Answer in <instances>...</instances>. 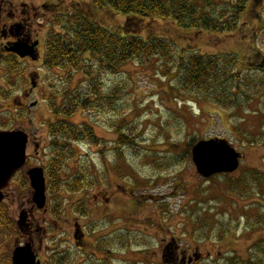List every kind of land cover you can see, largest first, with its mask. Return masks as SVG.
Wrapping results in <instances>:
<instances>
[{
	"label": "rangeland",
	"instance_id": "1",
	"mask_svg": "<svg viewBox=\"0 0 264 264\" xmlns=\"http://www.w3.org/2000/svg\"><path fill=\"white\" fill-rule=\"evenodd\" d=\"M23 1L36 6L52 3L58 16L69 12L87 16L106 29L124 18L96 9L91 0ZM253 8L260 18L253 17L251 6L244 20L255 19L251 25L256 40L247 29L218 35L181 30L159 19L146 31L167 38L171 46L149 63L132 60L108 70L84 56L94 72V86L105 98L63 118L78 130L87 124L93 140L79 134L50 138L45 126L57 125L62 117L58 113L53 120L48 107H43L42 121L37 123L38 130L42 128L35 134L40 142L37 166L46 176V203L39 211L34 208L32 221H38L36 250L42 264H167L166 247L174 252L170 258H187L197 249L191 264H249L256 258L255 248L264 246L260 220L264 202L255 195L248 197L247 191L231 192L230 183L263 169V149L242 137L238 142L232 127L239 125L244 134L264 125V90L259 98L239 96L235 108L225 110L184 90L178 78L182 60L190 55H234L241 69L255 41V49L264 52V0ZM42 24L43 36L49 30V35L61 31L47 19ZM52 69H44V82L52 83L57 110L66 104L64 92L90 91L81 67ZM247 73L256 81L264 77V72ZM246 96L250 97L249 90ZM209 138L228 140L242 154L236 171L213 179L197 173L191 146ZM51 158L60 163L58 187L48 177ZM76 177L79 190L72 189ZM77 227L85 231L81 247L73 238Z\"/></svg>",
	"mask_w": 264,
	"mask_h": 264
},
{
	"label": "trees",
	"instance_id": "2",
	"mask_svg": "<svg viewBox=\"0 0 264 264\" xmlns=\"http://www.w3.org/2000/svg\"><path fill=\"white\" fill-rule=\"evenodd\" d=\"M91 2L98 10L113 11L124 15V18L114 27L106 29L103 28L104 25L87 19V16L71 12L66 16L61 14L53 17L52 23L58 25L61 31L47 36L48 54L45 59L47 65L68 67L72 70L81 67L83 77L90 83V91L87 93L79 91L74 94L63 93L65 106L60 110L53 108L62 118L71 116L80 108L87 109L93 101L99 103L105 98L94 86V72L92 69L89 70V60L84 56L90 55L99 62L101 68L105 67L108 70L119 69L132 60L149 63L151 59L166 53L171 46L167 38L146 31L148 26L159 19L169 20L181 30L205 31L218 35L240 34L242 30L247 29L246 32H250L256 40L257 35L251 22L260 18L253 6L257 7L261 0H91ZM251 6L255 19L248 20V24L244 17ZM255 44L256 41L245 61L246 67L241 69L237 67L239 60L234 55L205 57L196 54L186 57L181 62L182 67L178 75L181 87L195 97L202 95L209 98L225 110L230 105L235 108L239 96L246 99L259 98L264 90V77L256 81L247 73L264 72V52L259 48L255 49ZM249 85L254 87H248ZM248 90L250 97L246 96ZM72 125L60 120L58 125L52 126L51 135L53 138L56 136L59 138L61 135L76 137L79 134L89 142L93 140L90 129L84 126L87 124H83L79 130ZM232 129L235 130L238 142L242 137L249 145L252 143L260 146L263 149L264 161V125H259L254 132L246 130L244 134L239 131V125ZM52 158L49 161L53 168L51 167L48 177L50 182L58 187L57 167L60 168V163L59 159ZM55 170L57 171L54 174ZM232 184L231 192L247 191L248 197L255 195L264 202V165L262 170H255L250 175L231 182L230 186ZM254 187L258 189L256 192ZM79 188L80 178L76 177L72 189ZM260 220L264 226V215ZM255 249L256 258L252 257L249 264H264V246ZM64 260L63 258L62 263Z\"/></svg>",
	"mask_w": 264,
	"mask_h": 264
},
{
	"label": "flooded vegetation",
	"instance_id": "3",
	"mask_svg": "<svg viewBox=\"0 0 264 264\" xmlns=\"http://www.w3.org/2000/svg\"><path fill=\"white\" fill-rule=\"evenodd\" d=\"M17 1L8 0L7 4L0 0V132H21L27 136V141L24 162L0 186V264H13L14 250L26 244H30L36 262L42 264L36 250V236L40 230L38 221H32L36 206L32 201L28 171L39 167L40 142L35 134L38 121H42L43 107L49 108L53 120L57 116L56 110L50 108L55 105L56 92H52V83L44 82V76L47 78L44 69L53 70V66L49 67L45 61L50 30L46 36L42 35V22L47 19L52 24L57 13L53 11L55 5L52 3L43 2L36 6ZM43 10L50 13L49 17ZM17 43H23L31 54L20 56L12 51ZM45 101L48 102L46 106L43 105ZM54 124L45 126L50 138H53L51 128ZM38 132L41 133L42 128ZM28 191L31 197H27ZM84 237L85 231L77 227L73 234L76 247L84 244ZM165 249L167 264H191L193 255H197L195 249L187 258L184 255L170 258V255L175 256L174 252L169 251L170 247Z\"/></svg>",
	"mask_w": 264,
	"mask_h": 264
},
{
	"label": "water",
	"instance_id": "4",
	"mask_svg": "<svg viewBox=\"0 0 264 264\" xmlns=\"http://www.w3.org/2000/svg\"><path fill=\"white\" fill-rule=\"evenodd\" d=\"M12 51L20 56L31 54L23 43H17ZM27 136L21 132H0V186L24 162V149ZM242 155L224 139H204L191 148V159L199 175L209 178L220 173H232L240 164ZM33 189L32 201L38 208L46 202L45 177L42 168L28 171ZM1 199V196H0ZM13 264H39L35 260L30 244L17 247L12 255Z\"/></svg>",
	"mask_w": 264,
	"mask_h": 264
}]
</instances>
